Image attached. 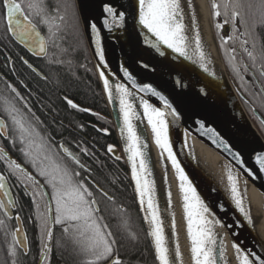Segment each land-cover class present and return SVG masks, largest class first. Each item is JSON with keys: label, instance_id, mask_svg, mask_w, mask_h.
<instances>
[{"label": "snow or ice", "instance_id": "1", "mask_svg": "<svg viewBox=\"0 0 264 264\" xmlns=\"http://www.w3.org/2000/svg\"><path fill=\"white\" fill-rule=\"evenodd\" d=\"M187 7L192 8V0H187ZM61 9L64 10V14H61ZM69 9L72 10L73 18H75V5L70 2L59 3L52 9V12H55V15H52L45 0H0V19L5 22L7 34L29 47L35 46L36 54L39 55L45 53L47 41L37 31V24L33 22V18H37L40 24L48 26L49 39H52L55 35L53 29H59L56 21L64 22ZM131 9L134 21L155 38L151 40L145 36V44L156 49L161 56L165 55V52L160 49L159 45H164L178 57H183L198 65L209 76L215 75L208 67L211 60L204 50L199 32H195L192 37L187 35L182 0H132ZM211 10L213 19L223 17V24H215L217 30L226 25L231 26V35H228L226 39L223 36L220 37L222 49H225L229 40L233 41V47L225 49L230 70L241 82L242 88L248 87L245 74L253 77L252 87L258 88V91L251 92L250 88L249 91L254 101H259L261 106H264V35L259 31L260 28H264V0H211ZM103 12L106 16L104 24L109 27V30H111L109 20L116 28L124 27L128 15L126 11H121L106 3L103 6ZM90 27L96 33V55L100 63L105 64V54L100 47L97 26L92 24ZM192 27L194 29L196 27L195 16L192 18ZM240 53L247 58L246 61L237 59ZM143 67L148 68L149 65L145 63ZM123 75L131 82L133 88H138L140 92L151 93L163 104L162 110L150 104L146 99L141 98L140 100V106L150 126L154 142L162 153H167V158L171 161L180 181L183 218L186 221L187 238L190 241L192 264H221L225 260V248L223 240L214 231L217 225H221V221L214 217L210 208L198 195L196 188L193 187L173 154L169 140L170 122L167 117H172V125L177 124L181 119L179 109L152 85L138 86L128 70L124 69ZM100 76L104 89L111 98L109 80L105 78L104 72H101ZM175 84L177 88L186 87L182 78L176 79ZM8 88L17 97L20 96L11 84ZM115 90L119 97L120 115L124 125L121 128L122 136L126 132L125 152L131 164L132 179L135 182V191L142 211H145L144 206L146 205L144 220L150 226L148 236L152 238L155 259L158 264H177L181 261V252L179 245L176 244L173 259L172 250L169 248L165 235L164 221L155 199L156 186L149 179L152 171L149 168L148 155L145 151L147 144L142 141L132 123L138 117L128 98L134 94L122 83L116 84ZM200 93L207 94L204 88L200 89ZM67 103L72 108L78 107L71 100ZM0 108H2L0 139L8 140L13 145L19 144V151L24 157V163H18L3 148H0V161L5 162L7 169V174L0 173V194L4 198L0 200V211L10 218L7 209L17 206V201L10 195L9 179H14L17 187L23 186L25 194L31 192L33 197L37 220L42 231V264L43 260L48 259L47 253L51 251L49 241L54 236L53 225L61 229V238L57 240L56 247L72 255L76 264H123L122 258L116 251L119 246L118 241L109 225L104 222L102 210L88 186L87 177L81 178V172L71 167L68 161L83 168L85 172L90 170L63 144L56 145L50 137L43 134L37 124L32 122L34 114L33 117H29L16 106L13 100L7 97L0 98ZM24 108L31 113V108L27 103L24 104ZM197 123L204 132L211 133L213 143H219L231 151L214 129L206 128L203 121H197ZM113 150V146L109 145L108 152L111 153ZM81 151L88 155L86 149H81ZM233 157L241 167H244L239 154L234 153ZM255 161L259 166V171L264 173V153L257 154ZM225 167L231 200L247 222L252 224L249 210L245 208L246 187L244 191H241L238 187V176L232 172L230 167ZM244 171L248 176L255 178L252 170L244 168ZM168 195L170 206L171 193L169 192ZM16 219H19V216ZM120 227L129 231L127 221H122ZM0 230H3L6 236H11V243H8L7 247V258H11V264H20L18 249L23 255L28 254L27 237L25 236L23 240L18 238L22 235L19 228L8 232V226L3 219H0ZM172 232L175 236L174 220ZM129 235L132 239L136 238L131 232ZM232 247L237 254L239 264H264V257L256 253L246 254L235 243ZM7 258L0 261V264H9Z\"/></svg>", "mask_w": 264, "mask_h": 264}, {"label": "water", "instance_id": "2", "mask_svg": "<svg viewBox=\"0 0 264 264\" xmlns=\"http://www.w3.org/2000/svg\"><path fill=\"white\" fill-rule=\"evenodd\" d=\"M73 1L81 32L113 124L116 147H114L112 153L114 155L120 153L122 156L147 235L150 226L149 228L146 226L144 216L136 199L129 174L128 154L125 152L126 145L124 139L120 136L123 121L116 101L118 94L116 93L115 86L118 83H122L125 87H131V82L124 78V69L129 71L138 86H142L143 84L152 85L162 95L168 97L174 103V106L179 109L181 119L177 124L172 125V117H167L170 122L169 140L178 163L184 169L185 174L189 177L201 199L210 205L214 214L220 218L225 230L224 234L230 238L232 244L235 243L246 254L256 253L264 257V173L259 171V166L255 161L257 154L264 153V138L243 106L242 101H246V98L238 87L232 84L229 78L213 33L207 0L205 1L209 13V36L213 40V46L219 59L218 64L213 55H208L211 60L208 67L215 73L214 76L204 73L198 65L193 64L191 61L178 57L177 54L172 53L164 45H159L160 49L165 52V55L161 56L156 49L145 44V36L151 40H155V38L151 37L146 29H142L134 21L131 14L132 0ZM106 3L128 13L124 27L116 28L112 25L111 20H109L111 30L105 26L104 20L106 16L103 12V6ZM185 12L186 32L192 31L195 34L197 28L195 27L194 29L192 27V14L187 8H185ZM92 24L97 26V31L99 32V42L105 54L106 67L105 64L100 63L99 57L96 55V33L91 30L90 26ZM37 31H39L38 28ZM10 37L26 52L36 57L45 56L46 51L37 55L35 46L29 47V45L20 42L11 35ZM145 63L149 65L148 68L143 67ZM34 70L36 71V69ZM101 72H104L105 78L109 80V84L111 85V98L104 87H102ZM178 78H182L186 87H176L175 81ZM201 88L205 89L206 95L200 93ZM142 93L150 104L163 110V104L157 97L152 96L151 93ZM129 101L131 102L130 99ZM133 109L135 110L134 106ZM252 113L259 122L262 123L264 121L263 116L255 108H252ZM137 117L132 123L136 127L142 141L146 142L138 114ZM197 121H203L206 128L214 129L231 151L225 149L219 143H213L211 133L204 132ZM262 125L264 126V123ZM206 146L212 148L218 155L242 172L247 174L244 168L253 171L255 178L249 177L260 202V212L256 218H252V224H249L244 215L236 209L234 202L231 200L227 176L220 164L205 150L204 147ZM0 148L2 147L0 146ZM145 151L148 155L149 168L152 171V176L149 179L156 186V176L151 165L148 148ZM234 153L239 154L244 167H241L234 159ZM10 195L12 196L11 190ZM3 199L2 194H0V200ZM155 199L160 209L161 218L164 221L165 235L168 241V231L165 225L166 211L161 205L157 189ZM5 203L7 202L5 201ZM14 209L8 208L7 211L10 213V218L14 217V231L19 228L22 235L18 238L23 240L25 233L22 221L20 217L16 219L18 215H13ZM148 238L155 254L152 240L150 236ZM223 243L229 256H235L236 252L233 247V253H230V241H228V238L223 240ZM168 245L170 248L169 241ZM41 262L42 257L40 255L37 264H41ZM233 264H239V261L235 257Z\"/></svg>", "mask_w": 264, "mask_h": 264}, {"label": "trees", "instance_id": "3", "mask_svg": "<svg viewBox=\"0 0 264 264\" xmlns=\"http://www.w3.org/2000/svg\"><path fill=\"white\" fill-rule=\"evenodd\" d=\"M44 30L47 41L46 55L38 63L31 59L35 67L43 73V78L33 75L25 67L17 64L14 54L17 50L23 51L21 47L11 40L0 43V59L5 62L4 55L9 53L14 59L16 73L18 69V73H22L29 82L28 92H19L16 89L20 93L17 97L8 88L9 82L0 76V98L7 97L13 100L29 117H33L34 114L32 122L37 124L40 131L50 137L54 144H63L67 148L75 149L73 154L90 171L85 172L71 161L68 163L76 171L81 172V178L87 177L88 186L102 210L104 222L109 225L118 241L119 246L116 251L122 258L123 264H158L122 156L120 153L114 156L112 152H108L109 145L116 147L114 128L81 32L76 10L75 18L71 9L67 11L65 21L59 25V29H53L55 35L52 39H49L48 28ZM4 33V30L0 31V34ZM230 75L240 83L231 70ZM11 82L12 86L17 83L16 80ZM250 94L245 93L252 105L258 111H264L260 102L254 101ZM68 100L78 107L72 108L67 103ZM25 103L32 108L31 113L24 108ZM255 122L258 124L257 120ZM5 143L8 155L23 164L24 157L19 151L20 145H13L8 140H5ZM81 149H86L88 155H85ZM61 155L63 156L62 152ZM65 160H67L66 156ZM0 173L7 174L4 161H0ZM9 185L17 201L13 215H18L22 221L29 249L27 255H23L18 249L19 262L37 264L43 241L36 207L33 199H18V187L14 179H9ZM28 197L33 198L32 194L26 195V198ZM0 219L7 224L8 232L14 231V217H6L3 211H0ZM122 221H127L129 231L120 227ZM53 232V239L49 241L51 251L47 253L48 259L43 260V264H76L72 255L56 247L57 240L61 238L60 227L53 225ZM129 232L135 234L136 238L132 239ZM8 243H11V236H6L5 232L0 230V261L7 258ZM7 259L11 264V258Z\"/></svg>", "mask_w": 264, "mask_h": 264}, {"label": "bare ground", "instance_id": "4", "mask_svg": "<svg viewBox=\"0 0 264 264\" xmlns=\"http://www.w3.org/2000/svg\"><path fill=\"white\" fill-rule=\"evenodd\" d=\"M182 5L184 6V12H185V8H187L192 14V17L195 16L196 28L200 34V37L202 38L201 42H202V45L204 47V50L207 56L210 54L213 55L214 59L216 60V63L219 64V59H218V56L213 46V40L209 36V33H210L208 31L209 13H208L206 1L205 0H192V8L190 9L187 7V0H182ZM184 23L186 25L185 20H184ZM187 35L189 37H192L194 33L192 31H189ZM193 47H194V44H193ZM101 84H102V87H104L102 79H101ZM127 88L134 94L133 96L129 97V99L133 103V106L140 118V121L143 127V131L146 137L147 148L149 150L150 157H151V165H152V168L156 176V189L160 196L161 205L163 209H165L166 211L165 225L168 231L167 232L168 241L170 244V249L172 250V257L173 259L175 258L174 250H175L176 244H178L180 248V252H181V261L177 262V264H192L191 253H190V241L187 238V226H186V221L183 218V199H182V194L180 193V190H179L180 181L177 178L175 169L172 167L171 161H169L167 158V153L166 152L162 153V150L159 149L154 142V138H153V134L151 132L150 126L148 125L147 119L143 115V109L140 106L141 98L145 99L144 94L140 92L138 88H133L132 85L131 87L127 86ZM116 101L118 103V107L120 111L118 95L116 96ZM120 136L122 137V139H124V143L126 145L127 143L126 132L122 136L121 130H120ZM204 148L208 152V154H210L212 158H214L220 164L226 176H227V172H226L225 166L230 167L232 172L238 176V187L240 188V190L244 191L246 187L245 208L246 210H249L251 218H256L260 212V202L258 200L256 193L254 192L250 177L246 173L232 166L226 159L218 155L212 148L208 146ZM128 167H129L130 179L132 181L134 191H135V182L132 179L131 164L129 161H128ZM169 192L171 193L170 206H169V195H168ZM135 195H136V199L138 201L139 207L141 209V205L139 203V198L136 194V191H135ZM205 204L210 208V211L214 215V217L220 220V218L214 214L210 205H208L206 202ZM144 208H145V211L141 210L143 216L146 215V205L144 206ZM173 220L175 221V225H176V235L175 236H173V232H172ZM146 226L149 228V224L147 222H146ZM214 231L218 235V237L221 238L222 240H225L228 238V241H230L229 250H230V253H233L232 251L233 244L230 238L224 234L225 230H224L222 223L221 225H217ZM217 247H219V245H217ZM236 256L237 254H235V256L231 255L230 257L228 252L225 250V260L221 262V264H233L234 257L236 258Z\"/></svg>", "mask_w": 264, "mask_h": 264}, {"label": "flooded vegetation", "instance_id": "5", "mask_svg": "<svg viewBox=\"0 0 264 264\" xmlns=\"http://www.w3.org/2000/svg\"><path fill=\"white\" fill-rule=\"evenodd\" d=\"M45 2H46V4L49 7L50 14H52V15H55V12H52V9H54L59 3H62V2H70V3L74 4V1L73 0H45ZM207 2H208L209 12H210V19H211V25H212L213 33H214V36L216 38V41H217L218 48H219L220 54L222 56V59H223L224 63H226L227 60H226V55H225V49H231L233 47V41L229 40L228 43H227V45H225V49H222L221 48L220 37L223 36L226 39L228 35H231V26L230 25H226L225 27L221 28L220 30H217L216 27H215V24L216 23L223 24V17H217V18L213 19V17H212V10H211V0H207ZM61 14H64V10L63 9H61ZM33 22L37 24L38 30L41 32V34L46 39V36H45L46 33H45V30L44 29L48 28V26L47 25L40 24L39 23V20L37 18H33ZM56 23L59 24V25L62 24V22H60L59 20H57ZM2 30H4L5 33L4 34H0V43L7 42L8 40H11L12 42H14L13 39L10 37V35L6 33V30H5V22L2 19H0V31L2 32ZM259 31H260V33L262 35H264V28H260ZM21 49H23V48L21 47ZM237 51L238 52L240 51L238 45H237ZM14 56L16 57V61H17V64L18 65H22V67H25L30 73H32L33 75H35L37 77H40V78H43L44 77L43 73L38 68L35 67L34 63L31 62V59L34 62L36 61V63H38V62H41L40 60L42 58H44L45 56H43V57H36V56H34V55L26 52L24 49H23V51H18L17 50L16 53L14 54ZM4 59H5V62L0 59V76L3 77L5 79V81L7 80V82H9V84L12 83L11 81L16 80L17 83L16 84H13V86L19 92H28L29 91V82H28L27 79L24 78V76L22 75V73L21 74L18 73L19 72L18 69H17V73L14 70V68H15L14 67V63H13V60L14 59L12 58V56H10L9 53H6L4 55ZM237 59L238 60L244 59L245 61L247 60V58L245 56H243L242 53H240V55H238ZM226 67L228 69V73L230 74L229 66L227 65V63H226ZM33 68L36 69L37 72ZM245 81L248 82V86H249V88H251L252 92L258 91V88L252 87L253 77L250 74H245ZM235 86L238 87V89L240 90V92L242 93V95L246 98V101H244V100L242 101L243 106H244L246 112L249 114L250 117H252L253 120H257L256 117L252 113V108H255V107L252 105V103L250 102V100L245 95V93L250 94L249 88H242V87H240L241 86V82L240 83H237V81H236ZM243 90H244L245 93H243ZM21 102H22V100H21ZM34 105H36V104L34 103ZM261 108L264 110V106H261ZM258 112L264 118V111H262V112L261 111H258ZM257 122H258L257 125L259 126V128L261 130V133L263 132V134H264V126L258 120H257ZM0 146L7 151V145L5 143V139H0ZM67 149L69 151H71L72 153L75 150L73 147H68ZM114 156H116V155H114ZM10 190H11V193H12V196H13V199H14V193H13V190L11 189V187H10ZM17 194H18V199H33L31 197L26 198V195L27 196L30 195L31 192H29L28 194H25V191H24L23 186H19L17 188Z\"/></svg>", "mask_w": 264, "mask_h": 264}, {"label": "rangeland", "instance_id": "6", "mask_svg": "<svg viewBox=\"0 0 264 264\" xmlns=\"http://www.w3.org/2000/svg\"><path fill=\"white\" fill-rule=\"evenodd\" d=\"M224 62V61H223ZM225 64V67H226V63H224ZM226 70H227V72H228V69H227V67H226ZM228 75H229V78H230V80L232 79L233 80V82L236 84V81H235V79L228 73ZM251 119H252V117H251ZM252 121L254 122V124H255V126L257 127V129H258V131L260 132V134L262 135V137L264 138V134H263V132L261 133V130H260V128H259V126L257 125V123L255 122V120H253L252 119Z\"/></svg>", "mask_w": 264, "mask_h": 264}]
</instances>
